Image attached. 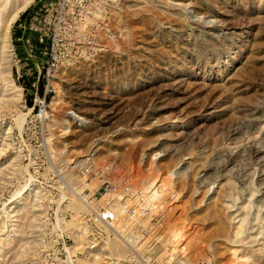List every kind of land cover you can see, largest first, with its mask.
<instances>
[{"label":"rangeland","instance_id":"374dc122","mask_svg":"<svg viewBox=\"0 0 264 264\" xmlns=\"http://www.w3.org/2000/svg\"><path fill=\"white\" fill-rule=\"evenodd\" d=\"M36 2L0 13V264H264V0L83 11L99 47L49 72L19 40Z\"/></svg>","mask_w":264,"mask_h":264},{"label":"built area","instance_id":"2783aa9c","mask_svg":"<svg viewBox=\"0 0 264 264\" xmlns=\"http://www.w3.org/2000/svg\"><path fill=\"white\" fill-rule=\"evenodd\" d=\"M121 0H37L32 5L30 12L24 19L23 23L18 24V28L22 30L19 35V40L27 47H45L43 53L44 56L49 58V62L46 67V72L55 68L58 58L67 59V62H71L79 54H85L84 52H94L95 47L99 45L88 43L85 46L80 45V41H85L84 34H89L92 31V25L83 11L89 10H107L118 8ZM103 29V28H102ZM32 37L34 43H32ZM88 46V47H87ZM32 95V111L33 118L39 120L44 116L46 109L45 94L39 96L37 90H34ZM78 172L83 176H96L98 173L106 171L105 167H98L91 159L87 162H83ZM79 167V166H78ZM96 168H100L97 170ZM107 182L103 181L101 186ZM69 191V195H75V199L81 201L87 208L92 206L90 198L84 196L83 192L78 191L72 187H66ZM116 189V187H115ZM114 189L113 192L116 190ZM121 193L126 195L128 189L126 187L121 188ZM112 190V189H111ZM110 196L112 194L106 191L105 195ZM110 194V195H109ZM93 196V194H92ZM119 197H115L118 200ZM138 200L140 196L136 197ZM110 199V198H108ZM108 206V203H107ZM133 215L140 213L142 209L134 207L132 209ZM117 216L109 207L104 208L99 220L102 225L107 229L109 234L112 235L114 230L111 228L113 225L118 224ZM100 222V223H101ZM112 231V232H111ZM114 234V233H113Z\"/></svg>","mask_w":264,"mask_h":264},{"label":"bare ground","instance_id":"6f19581e","mask_svg":"<svg viewBox=\"0 0 264 264\" xmlns=\"http://www.w3.org/2000/svg\"><path fill=\"white\" fill-rule=\"evenodd\" d=\"M32 0H0V13L2 10L6 9L7 7H9L11 9V12H10V16L11 19L8 20L7 24H6V27L5 28H9L11 23L14 21V19L16 18V15L22 10L24 9L27 5H29V3H31ZM14 7H16L14 9ZM83 163H81L79 166H81ZM152 186V185H151ZM143 200L144 197L143 196H140ZM144 201V200H143ZM113 202L112 201H109L108 202V207L110 208V204ZM125 203V202H124ZM127 204V203H126ZM115 205V204H114ZM117 205V204H116ZM120 206V205H119ZM114 207H117V206H114ZM118 208V207H117ZM125 209V207H123ZM112 209V208H110ZM121 209V208H120ZM116 210V208H115ZM115 210L113 209V212H115ZM118 212V211H117ZM115 212L116 216H118V213ZM150 213V212H149ZM118 220V219H117ZM120 226V225H119ZM120 228V227H119ZM123 229H121V232H122ZM124 233V231L122 232Z\"/></svg>","mask_w":264,"mask_h":264},{"label":"trees","instance_id":"16d2710c","mask_svg":"<svg viewBox=\"0 0 264 264\" xmlns=\"http://www.w3.org/2000/svg\"><path fill=\"white\" fill-rule=\"evenodd\" d=\"M30 9H31V7L28 8L27 10H25V11L21 14V16H20V20H23V19L26 18V16H27L28 13L30 12ZM31 40H32V43H34V38H33V37H32ZM26 60H27V59H26ZM27 62L30 63V61H27ZM28 84H29V83H28ZM28 86H29V85H28ZM37 92H38L39 95H41V85H39ZM26 104H27L28 106H31V99H28Z\"/></svg>","mask_w":264,"mask_h":264}]
</instances>
